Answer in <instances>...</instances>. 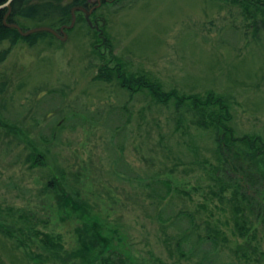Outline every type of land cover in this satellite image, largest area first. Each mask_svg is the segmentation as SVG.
Here are the masks:
<instances>
[{"label":"rangeland","instance_id":"1","mask_svg":"<svg viewBox=\"0 0 264 264\" xmlns=\"http://www.w3.org/2000/svg\"><path fill=\"white\" fill-rule=\"evenodd\" d=\"M88 2V14L73 6L60 26L21 18L23 31L57 32L34 45L0 44L10 48L0 60V264H97L108 249L125 264H264V208L236 192L233 159L219 155L212 124L220 100L235 138L264 148L263 9ZM109 68L111 82L95 78ZM140 76L200 102L158 101L125 82ZM229 147L249 152L245 141ZM258 159L251 192L262 179L264 196ZM180 212L191 219H169ZM207 227L216 244L179 239ZM36 231L59 237L62 249Z\"/></svg>","mask_w":264,"mask_h":264},{"label":"trees","instance_id":"2","mask_svg":"<svg viewBox=\"0 0 264 264\" xmlns=\"http://www.w3.org/2000/svg\"><path fill=\"white\" fill-rule=\"evenodd\" d=\"M8 0H0V5L6 3ZM89 0H72L70 2L66 0H12L10 3L11 7V13L9 16L5 19V14L8 11L7 7H4L0 9V44L4 41H8L10 45L16 44L18 41L23 40L26 41L30 45H34L39 39H42L46 36H48L47 31H41V32H34L29 35H22L17 28L11 27L8 24L12 23H18L21 27L24 28V25L21 23V18L25 20L32 21L35 25H41V24H48L51 26H60L66 23H69L71 20V9L73 6H84L85 8H88L90 3ZM101 1V3H114L118 0H95ZM237 2H241L244 5H249L252 7H255L257 10L264 11V0H236ZM247 3V4H245ZM248 6V7H249ZM247 8V6H246ZM10 51V48L2 50L0 52V60L4 59L6 54ZM110 69V68H109ZM102 70L99 69L97 72L95 78L103 81H109L111 82L115 78V72L113 70ZM145 76H140L136 80L130 79L125 80V82L128 84V86L131 85V87H146L152 91V94L158 101H169L174 100L177 103L180 101H191V104L196 107L200 99L196 96H184V95H178L176 91H164L160 84L157 82H154L152 80H148L144 78ZM134 84V86H132ZM129 87V88H131ZM208 99V103H209ZM218 101V100H217ZM218 109L220 110V114H216L213 120L214 126L221 130V133L219 135V147L218 152L220 156L225 157V160L229 162V157L232 158L231 167L235 170L237 175L235 176L236 180V192H240L241 196L247 200V205H249L252 208H264V196L260 194L261 188L263 183H261V180L257 185V188H254L251 192V186L254 185L255 181L254 179H258L259 173H260V163L259 159L261 154L264 158V148L262 145H258L255 142L248 143L246 140H241L238 138H235L234 133L231 132V130L228 127V106L225 105L220 100L218 101ZM243 142L245 141L246 144H248V151L247 153L239 151L232 152L229 144L230 143H237V142ZM33 162L34 165H43V159L42 156L39 154H32L29 156ZM224 160V161H225ZM263 161V159H262ZM258 172V173H257ZM260 176V175H259ZM55 182V181H54ZM162 184L168 186L166 187V191L164 193L160 194V200L163 201L166 199L170 192L169 183L166 181L161 182ZM56 184H53L54 187ZM250 187V188H249ZM255 192V193H254ZM163 212V211H162ZM263 212V211H262ZM186 215L191 219L190 214H185L184 212L177 213L173 216H170L169 219H174V222H176V219L186 217ZM264 216V212H263ZM245 225L242 224V226L239 225V228L244 227ZM210 227H207V233L204 236H201L199 234V231H195L190 228H186L182 230V232L179 234L180 241H186L188 239H193L195 237L199 241V243L205 242V241H216V236L213 234L212 231H209ZM35 234L37 236H40L41 241L46 247H50L52 250H61L62 244L59 237H54L48 233H43L41 231H36ZM179 242V245L181 244ZM194 242V241H193ZM109 252L102 256L97 264H125L126 260L122 258L120 254H115V251L112 249H108ZM95 260H93L94 262ZM87 264H90L91 262L86 261Z\"/></svg>","mask_w":264,"mask_h":264},{"label":"water","instance_id":"3","mask_svg":"<svg viewBox=\"0 0 264 264\" xmlns=\"http://www.w3.org/2000/svg\"><path fill=\"white\" fill-rule=\"evenodd\" d=\"M11 1H12V0H8L6 3L0 5V9H2V8H4V7H7V8H8V11H7L6 14H5V19H6V18L9 16V14L11 13V7H10V3H11ZM75 9H77V10H82V11L86 12V14L89 13V11H87L85 7L77 6ZM8 25L11 26V27H15V28H17L18 31H19L22 35H24V36L29 35V34L34 33V32H41V31H47V32H51V33H53V34H57V32H56L54 29H52V28H50V27H46V26L35 27V28H31V29H29V30H27V31H23L22 28H21L18 24H16V23H12V24H8ZM70 27H72V24H70V25H65V26H63L61 29H64V28H70Z\"/></svg>","mask_w":264,"mask_h":264}]
</instances>
